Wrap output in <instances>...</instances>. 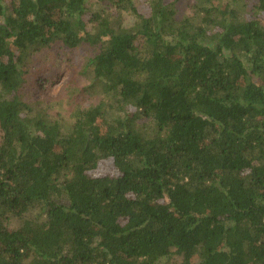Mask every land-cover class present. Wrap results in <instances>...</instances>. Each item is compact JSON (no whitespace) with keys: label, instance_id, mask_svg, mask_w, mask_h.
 <instances>
[{"label":"trees","instance_id":"trees-1","mask_svg":"<svg viewBox=\"0 0 264 264\" xmlns=\"http://www.w3.org/2000/svg\"><path fill=\"white\" fill-rule=\"evenodd\" d=\"M89 1L0 0V264H264V21ZM82 48L101 102L32 114L27 66Z\"/></svg>","mask_w":264,"mask_h":264},{"label":"rangeland","instance_id":"rangeland-1","mask_svg":"<svg viewBox=\"0 0 264 264\" xmlns=\"http://www.w3.org/2000/svg\"><path fill=\"white\" fill-rule=\"evenodd\" d=\"M140 10L146 11L144 0H135ZM217 6H232L243 21L260 20L264 17L257 10V0H212ZM108 3L106 1L90 0L88 5L91 11H100ZM193 2L181 0L178 4V18L184 19L194 16ZM107 9V11H109ZM127 26L133 24L129 15L124 16ZM87 48L78 53L58 50L48 55L40 52L32 64L26 68V82L21 89V101L31 108V113L44 112L50 120L61 119L70 121L73 112L78 108H87L98 105L102 97L86 92L84 89L88 80L80 74V63L88 54ZM69 123V122H68ZM67 123V124H68ZM38 211L31 212L33 217ZM29 214V215H30ZM27 215V216H29ZM19 221L13 227H19ZM178 258L167 259L164 264H177Z\"/></svg>","mask_w":264,"mask_h":264}]
</instances>
